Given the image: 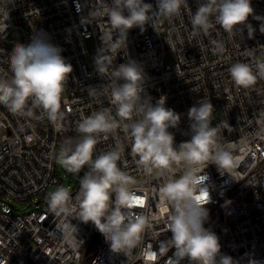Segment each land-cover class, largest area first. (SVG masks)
Segmentation results:
<instances>
[{
    "label": "built area",
    "instance_id": "built-area-1",
    "mask_svg": "<svg viewBox=\"0 0 264 264\" xmlns=\"http://www.w3.org/2000/svg\"><path fill=\"white\" fill-rule=\"evenodd\" d=\"M104 2L111 5L112 0ZM144 2L155 8L156 0ZM201 2L188 0V8H181L179 19L169 23L160 18L155 29L148 24L143 32L133 27L125 44L120 42L115 49L105 47L113 68L128 60L142 67L143 96H150L153 104L165 96V106L180 115L179 125L169 128L174 146L191 139L188 110L199 101L211 102L212 126H220V143L236 163L230 168L231 176L221 174L214 164L201 173L208 192L204 207L209 220L204 227L218 236L221 254L232 257L235 264H264V80L258 79L247 89L237 88L228 72L235 62L264 60V33L259 31L261 21L254 19L264 17V0H251L253 15L246 22L255 29L251 38L243 25L231 34L217 25L206 36L192 37L190 11L194 14ZM96 4L98 0H0V74L10 75L8 55L15 45L5 43V39L13 31L20 33L24 43H31L33 34L43 31L50 43L62 49L61 55L73 69L62 95L65 117L60 127L47 119L19 117L0 105V198L28 201L34 206L24 214L0 208V264H82L92 241L95 248L89 264H171L175 259V248L160 255L161 244L172 237L166 231V204L159 196L164 178L144 174L127 142L118 163L137 182L135 190L143 205H135L134 211L153 217L152 228L145 231L140 244L126 253L113 252L91 222L77 219L71 223L82 242H65L48 209V193L64 182L52 153L58 152L64 139L77 137L75 125L82 115L110 106V96L104 91L110 72L100 75L95 65L101 36L110 25L107 17L88 20ZM117 36L113 34L114 41ZM212 41L223 45V53L213 51ZM172 52L176 60L167 64L166 56ZM90 88L98 89L95 98L89 96ZM117 134L123 137L119 130ZM114 144V137L102 138L94 156ZM78 188L79 180L71 191L73 196ZM181 264L189 261L185 258Z\"/></svg>",
    "mask_w": 264,
    "mask_h": 264
},
{
    "label": "clouds",
    "instance_id": "clouds-1",
    "mask_svg": "<svg viewBox=\"0 0 264 264\" xmlns=\"http://www.w3.org/2000/svg\"><path fill=\"white\" fill-rule=\"evenodd\" d=\"M182 7L188 8V0H156L155 8L144 0H112L111 5L98 0L89 13V21L107 17L110 25L101 36L102 47L95 57L98 73L110 72L104 89L110 96V106L82 115L75 125L77 137L64 139L58 152L52 153V158L67 173L78 176L83 170L75 196L69 188L59 186L46 197L49 212L56 218L57 230L65 242H82L77 240L78 229L72 219L91 222L117 253H126L140 244L145 231L152 228L151 214L134 211L137 182L118 163L127 142L144 174L155 173L164 178L159 196L166 204V231L172 237L161 244L160 255L175 248L171 264H181L185 258L189 264H235L232 257L221 254L218 236L204 227L209 211L204 207L207 200L203 197L208 199V192L201 173L214 164L221 174L231 176L230 168L236 163V158L220 143V126H212L213 105L210 101H199L188 110L191 139L174 146L169 128L179 125L180 115L165 106V96L155 104L150 96H143L142 67L128 60L113 68L105 47L115 49L120 42L125 44L133 27L143 32L148 24L155 29L160 18L169 23L173 18L179 19ZM251 15V0H203L194 14L190 11L191 36H206L217 25L231 34L243 25L251 38L255 29L246 24ZM254 19L261 21L259 31L264 33V17ZM114 33H118L115 41ZM212 44L215 53H223L221 43L212 41ZM61 52L43 31L35 32L27 45L15 44L8 55L10 75L0 74V105L19 117L47 119L60 127L65 117L61 110L62 95L73 70ZM228 72L234 86L247 89L258 79L264 80V60L254 64L235 62ZM97 91L90 88L89 96L95 98ZM36 110H40L39 116ZM118 130L123 133L122 138ZM109 136L115 138L114 146L94 156L96 145Z\"/></svg>",
    "mask_w": 264,
    "mask_h": 264
},
{
    "label": "rangeland",
    "instance_id": "rangeland-1",
    "mask_svg": "<svg viewBox=\"0 0 264 264\" xmlns=\"http://www.w3.org/2000/svg\"><path fill=\"white\" fill-rule=\"evenodd\" d=\"M5 43L13 44V45L17 43H21L25 45L29 44V43L23 42L20 33L17 31L11 32L5 39ZM175 60H176L175 54L172 52V53L167 54L165 62L167 64H173ZM57 168L64 179V182L61 186L67 187L72 191L76 187L77 181L79 180V176L83 175L82 171L78 176H74L73 174L67 173L65 169L59 164H57ZM56 188L57 187L52 188V191H54ZM0 208L8 209L13 214H24L32 210L34 206L29 205L28 201H21V200H15V199L3 200L0 198ZM94 248H95V243L94 241H92L89 245V251L84 256L82 264H86V262L89 261L90 253L94 250Z\"/></svg>",
    "mask_w": 264,
    "mask_h": 264
},
{
    "label": "snow or ice",
    "instance_id": "snow-or-ice-1",
    "mask_svg": "<svg viewBox=\"0 0 264 264\" xmlns=\"http://www.w3.org/2000/svg\"><path fill=\"white\" fill-rule=\"evenodd\" d=\"M203 199H206V196L203 197ZM134 201H135V205L136 206H142L143 205V201L141 199V197L139 195H137L135 198H134ZM154 258V257H153Z\"/></svg>",
    "mask_w": 264,
    "mask_h": 264
},
{
    "label": "trees",
    "instance_id": "trees-1",
    "mask_svg": "<svg viewBox=\"0 0 264 264\" xmlns=\"http://www.w3.org/2000/svg\"><path fill=\"white\" fill-rule=\"evenodd\" d=\"M86 264H89V261H87Z\"/></svg>",
    "mask_w": 264,
    "mask_h": 264
},
{
    "label": "bare ground",
    "instance_id": "bare-ground-1",
    "mask_svg": "<svg viewBox=\"0 0 264 264\" xmlns=\"http://www.w3.org/2000/svg\"><path fill=\"white\" fill-rule=\"evenodd\" d=\"M3 209V208H2Z\"/></svg>",
    "mask_w": 264,
    "mask_h": 264
}]
</instances>
